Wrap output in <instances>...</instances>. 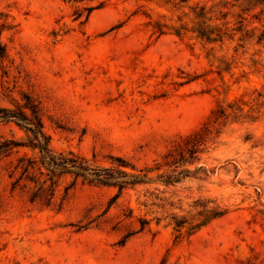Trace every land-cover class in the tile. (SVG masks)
<instances>
[{
  "label": "rangeland",
  "instance_id": "obj_1",
  "mask_svg": "<svg viewBox=\"0 0 264 264\" xmlns=\"http://www.w3.org/2000/svg\"><path fill=\"white\" fill-rule=\"evenodd\" d=\"M26 106L127 185L52 188L0 120V264H264V0H0V111Z\"/></svg>",
  "mask_w": 264,
  "mask_h": 264
},
{
  "label": "trees",
  "instance_id": "obj_2",
  "mask_svg": "<svg viewBox=\"0 0 264 264\" xmlns=\"http://www.w3.org/2000/svg\"><path fill=\"white\" fill-rule=\"evenodd\" d=\"M27 109L30 110L31 114L28 117L21 109H17L16 112H10L8 110H1L0 120L9 121L15 120L17 122L22 123L26 127H28L27 131L30 132L35 140L37 141L36 146L33 145V149H38L41 153L40 165L44 167L47 171L46 176L48 177V181L50 182L51 187L53 188L55 183L53 182V178L62 175V174H71L75 176V179L81 178L83 181H87L92 184H99L104 186H117L120 190L124 188L127 183L120 182L117 180L116 175L119 173L112 169H100L94 168L87 165V162L83 159L72 157L65 158L62 155L56 157L52 154V152L47 148L46 138H44L41 132V124L38 119L37 111L32 106H26ZM39 139H42L43 142H40ZM14 145L11 142L5 143L3 147L8 148V146ZM35 167V162L28 161L27 166L24 168V174L28 173L29 170ZM41 175L42 172H39ZM38 192H43L42 188L38 189ZM54 194V190H51V194H49L48 200H51Z\"/></svg>",
  "mask_w": 264,
  "mask_h": 264
}]
</instances>
